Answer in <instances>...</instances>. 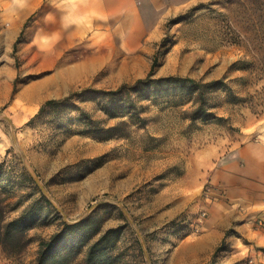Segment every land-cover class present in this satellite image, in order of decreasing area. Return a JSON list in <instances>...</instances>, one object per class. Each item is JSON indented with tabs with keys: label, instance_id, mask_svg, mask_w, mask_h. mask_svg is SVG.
Listing matches in <instances>:
<instances>
[{
	"label": "rangeland",
	"instance_id": "374dc122",
	"mask_svg": "<svg viewBox=\"0 0 264 264\" xmlns=\"http://www.w3.org/2000/svg\"><path fill=\"white\" fill-rule=\"evenodd\" d=\"M226 1L181 0L148 47L127 52L145 38L87 36L89 22L61 18L48 0H0V182L9 208L19 206L7 220L32 202L40 212L23 254L0 250L1 262L35 264L40 241L93 215L102 231L118 230L99 264L260 263L247 240H209L208 185L178 207L177 182L197 149L239 143L242 130L264 125V13ZM154 60L153 88L135 87ZM170 77L217 83L205 92L207 120L192 118L190 87L158 82ZM52 78L62 83L38 88ZM66 98L36 117L45 101ZM86 252L62 264H85Z\"/></svg>",
	"mask_w": 264,
	"mask_h": 264
},
{
	"label": "crops",
	"instance_id": "0c3cea01",
	"mask_svg": "<svg viewBox=\"0 0 264 264\" xmlns=\"http://www.w3.org/2000/svg\"><path fill=\"white\" fill-rule=\"evenodd\" d=\"M40 5L44 0H30ZM57 7L61 18L89 22L82 34L106 38H145L125 45L127 52L143 51L146 40L159 34L164 21L181 0H48ZM37 8V7H36ZM175 8V7H174ZM36 10V9H35ZM59 35H70L59 29ZM56 49L50 51L52 61L58 60ZM116 50V49H115ZM56 78L38 84V88L53 83ZM244 140L219 142L201 147L186 161L179 177L178 207H184L189 195L199 194L206 184L208 192L202 204L208 213L209 240H247L250 256L257 255L264 264V227L256 221L264 218V125L242 130ZM196 194V195H197ZM184 196V197H183ZM180 204V205H179ZM180 207V208H181ZM0 264H10L8 261Z\"/></svg>",
	"mask_w": 264,
	"mask_h": 264
},
{
	"label": "trees",
	"instance_id": "16d2710c",
	"mask_svg": "<svg viewBox=\"0 0 264 264\" xmlns=\"http://www.w3.org/2000/svg\"><path fill=\"white\" fill-rule=\"evenodd\" d=\"M230 8H237L242 6L249 15L264 13V0H227ZM245 62H238L234 66L238 67L237 70H245ZM155 66V60L152 63L149 75L144 79H138L135 82V87L144 86L152 89L151 76L152 69ZM161 83H176L184 87H190L193 94H195V108L193 110V119L207 120L211 114H207L205 108V92L216 85V82L208 84L200 83L189 78H176L170 77L168 79H161ZM219 83V82H218ZM126 89V86L119 87L116 91H108L105 95L114 98ZM230 95L231 92L228 89ZM69 99L54 100L50 99L45 101L37 112V116L44 113L46 108L59 107L66 103ZM33 121L31 118L28 124ZM88 122H93L89 120ZM117 128V127H116ZM112 129H102L103 133H108ZM114 136H105L101 138L102 141H107ZM2 165H0V179ZM1 181V180H0ZM44 198V196H41ZM13 198L10 193L5 192L3 184L0 182V250L7 259L11 257H19L23 254L25 249L30 243L28 238V230H30L34 223L39 219L40 212L37 210L35 204L32 202L27 208H24L20 214L12 219L7 220L8 214L16 212L18 205L14 204L9 208L10 201ZM47 205H50L48 200H45ZM102 225L97 222L94 216L84 218L73 224L63 223L61 230L50 237L49 240L40 241L38 244V252L35 264L67 263L70 259H74L79 255L82 249L87 248L85 256V264H99L107 260V253L115 247L117 229H108L102 231Z\"/></svg>",
	"mask_w": 264,
	"mask_h": 264
},
{
	"label": "built area",
	"instance_id": "2783aa9c",
	"mask_svg": "<svg viewBox=\"0 0 264 264\" xmlns=\"http://www.w3.org/2000/svg\"><path fill=\"white\" fill-rule=\"evenodd\" d=\"M207 191H208V188H207ZM202 216L204 217L205 213H202ZM256 225H257V227H260V228L264 227V218L258 219L256 221ZM261 254L264 255V251H261ZM249 263L251 264L252 262L249 260Z\"/></svg>",
	"mask_w": 264,
	"mask_h": 264
}]
</instances>
